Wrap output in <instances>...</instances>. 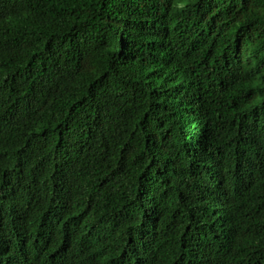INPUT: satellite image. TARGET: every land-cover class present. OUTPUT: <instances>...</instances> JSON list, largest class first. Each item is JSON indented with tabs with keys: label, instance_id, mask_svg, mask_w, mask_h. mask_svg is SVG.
I'll list each match as a JSON object with an SVG mask.
<instances>
[{
	"label": "trees",
	"instance_id": "16d2710c",
	"mask_svg": "<svg viewBox=\"0 0 264 264\" xmlns=\"http://www.w3.org/2000/svg\"><path fill=\"white\" fill-rule=\"evenodd\" d=\"M0 264H264V0H0Z\"/></svg>",
	"mask_w": 264,
	"mask_h": 264
}]
</instances>
